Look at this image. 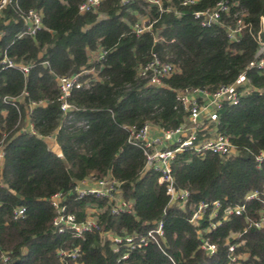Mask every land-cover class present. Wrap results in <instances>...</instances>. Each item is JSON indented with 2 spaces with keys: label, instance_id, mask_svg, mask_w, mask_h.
Here are the masks:
<instances>
[{
  "label": "trees",
  "instance_id": "trees-1",
  "mask_svg": "<svg viewBox=\"0 0 264 264\" xmlns=\"http://www.w3.org/2000/svg\"><path fill=\"white\" fill-rule=\"evenodd\" d=\"M82 1L11 0L0 16V57L6 50L14 61L31 65L26 75L17 68H0V264H230V243L237 256L233 264H264V225L251 224L264 217V155L256 161L264 151L262 71L248 69L254 89L243 92L237 104L224 103L218 111V130L235 146L234 154L225 158L189 150L176 154L171 166L175 184L189 191L184 207L169 204L157 172L144 167L142 150L127 141L125 127L150 122L175 128L186 117L176 91H213L232 83L255 57L254 36L259 16L264 15V0H238L249 27L234 42L218 24L202 27L193 18V11L212 7L218 0L190 5L171 0L178 14L148 8L141 0L128 5L101 0L96 12H81ZM31 8L41 12L42 27L34 36L23 33L21 19ZM135 11L155 20L151 30L139 36L131 30ZM222 21L228 24L232 16L222 15ZM260 36L264 40V32ZM99 48L106 54L89 63V52ZM152 52L177 68L161 86L146 85L137 76V66ZM83 66H94L99 79L72 91L69 101L74 107L64 117L55 76L71 75ZM23 91L27 95L21 97ZM4 97L17 100L12 103ZM39 100L45 104L29 112V103ZM78 121L84 126L76 127ZM28 122L34 133L24 128ZM50 135L60 155L49 148L45 137ZM106 175L119 182L121 197L131 203L132 211L112 214L109 199L74 194L77 181ZM252 190L259 196L245 199ZM55 192L65 194L67 210L78 221L92 210L101 231L85 233L83 238L69 230L56 232L49 203ZM216 200L218 217L228 207L245 204V208L206 234L216 245L209 255L199 247V230L206 229L211 207L198 225L189 218L199 202ZM17 206H24L25 213L15 220L12 211ZM158 220L164 237L130 250L126 258L120 257L125 248L114 252L105 235H145ZM232 233L238 237L232 238ZM73 247L79 248L75 259L58 254Z\"/></svg>",
  "mask_w": 264,
  "mask_h": 264
},
{
  "label": "built area",
  "instance_id": "built-area-1",
  "mask_svg": "<svg viewBox=\"0 0 264 264\" xmlns=\"http://www.w3.org/2000/svg\"><path fill=\"white\" fill-rule=\"evenodd\" d=\"M11 0H0V16L3 8ZM121 5H128L134 0H118ZM148 8L156 7L159 12L173 11L178 14L169 3L171 0H141ZM197 0H182V5L194 4ZM101 0H83L78 9L81 12H96ZM164 3H167L165 6ZM136 20L131 24V30L139 36L146 31H150L154 19L148 14L134 12ZM193 18L198 21L202 27H209L218 24L223 27L226 37L229 42L239 40L241 31L249 27V23L245 22L247 12L239 5L238 0H218L214 6L195 10L192 12ZM222 15L232 16V22L226 24L222 21ZM24 26V34L34 36L41 29V12L36 9H29L21 16ZM264 32V15L259 16V31L254 36L258 48L253 61L242 70L236 79L230 84H223L213 91H208L203 88L184 89L176 91V100L186 112L185 122L171 129H164L150 122H144L142 125L125 126L128 131L127 141L137 146L142 150L145 157L146 169H152L157 172V181L165 188V193L168 196L169 204H175L184 207L189 198V191L186 188L178 187L175 184L172 175V162L177 153L182 151H192L198 155H204L209 152L221 157H228L235 153V146L229 141L227 136L218 130V111L224 103L237 104L243 92L254 89L250 79L246 75V71L251 68H256L264 73V40L260 33ZM161 37L156 36V40ZM106 54V50L99 48L97 51L89 52V63L99 61ZM31 65L28 63L16 62L3 51L0 57V68H17L26 75ZM176 66L168 61L162 60L156 52L151 53L150 59L136 68L137 76L143 79L146 85L161 86L162 80L169 77L176 71ZM98 72L94 66H83L79 71L71 75H56L55 80L58 87L59 108L62 115L65 117L67 112L74 107L69 99L74 90L88 88L92 81L98 80ZM263 94L264 91L260 90ZM27 95L26 91L21 93V97ZM4 101L15 103L17 98H3ZM19 100V98H18ZM45 104L44 100L31 101L29 103V112L36 105ZM69 123V121H68ZM76 127L84 126L83 121L75 122ZM28 132L34 133V127L31 122L26 123L24 127ZM45 139H52L49 148L57 154H61L60 147L55 141L53 135L46 136ZM0 151V156H1ZM264 155V151L256 156V161L259 163ZM73 192L77 197L85 195H94L100 198H107L111 202L110 212L118 214L120 212L132 211L131 203L121 197L119 190V182L110 175H106L99 179L86 177L77 181L73 186ZM264 192V190H263ZM259 196L258 190L248 192L245 199H252ZM49 203L54 209V216L51 220L53 229L61 233L65 230L71 231L75 236L83 238L85 233L100 232L101 225L92 215V210H87L86 217L78 221L76 215L67 210L65 203V194L55 192L49 197ZM211 207V211L207 214L208 225L205 230H199L200 249L206 253L213 254L216 250V245L212 243L206 235L213 228L219 225L222 220L227 219L230 215H241L244 212L245 204L236 205L226 208L218 217L217 211L220 208L219 201L199 202L195 210L192 212L189 221L198 225ZM25 213L24 206H17L12 211V218L17 220L22 218ZM254 227L259 228L264 225V217H260L251 223ZM112 243V250L120 253L122 247L125 248L121 252V258H126L128 252L132 249L141 247L149 243L151 240H157L164 237L163 223L161 220L156 221L155 226L148 229L145 235L136 236L133 234L114 235L105 233ZM231 236V235H230ZM235 244H228L230 264L237 260L234 254ZM58 254L61 258L75 259L79 255V248L73 247L70 250H59ZM6 260V256H3Z\"/></svg>",
  "mask_w": 264,
  "mask_h": 264
},
{
  "label": "rangeland",
  "instance_id": "rangeland-1",
  "mask_svg": "<svg viewBox=\"0 0 264 264\" xmlns=\"http://www.w3.org/2000/svg\"><path fill=\"white\" fill-rule=\"evenodd\" d=\"M46 141H47V144L50 145L52 143L51 141H53V140L52 139H47ZM231 236H232V238L235 239V238L238 237V234L232 233ZM240 256H245V255H240Z\"/></svg>",
  "mask_w": 264,
  "mask_h": 264
},
{
  "label": "crops",
  "instance_id": "crops-1",
  "mask_svg": "<svg viewBox=\"0 0 264 264\" xmlns=\"http://www.w3.org/2000/svg\"><path fill=\"white\" fill-rule=\"evenodd\" d=\"M47 142V141H46Z\"/></svg>",
  "mask_w": 264,
  "mask_h": 264
}]
</instances>
